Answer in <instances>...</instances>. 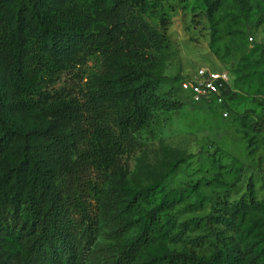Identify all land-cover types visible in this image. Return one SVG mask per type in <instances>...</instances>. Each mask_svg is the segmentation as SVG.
Here are the masks:
<instances>
[{
  "label": "rangeland",
  "instance_id": "obj_1",
  "mask_svg": "<svg viewBox=\"0 0 264 264\" xmlns=\"http://www.w3.org/2000/svg\"><path fill=\"white\" fill-rule=\"evenodd\" d=\"M60 6L59 18L91 43L79 60L26 61L22 83L31 100L42 96L44 102L18 112L25 126L55 120L70 135L72 163L82 146L79 138L91 129L86 115L75 126L55 119L52 102L84 105L103 89L118 90L116 79L126 71L156 82V94L169 102L168 108L149 112L132 144L109 148L114 162L108 170L94 165L86 173L82 202L97 214L104 210L106 224L79 264H108L142 223L150 227L151 241L133 264L159 260L167 252L207 257L215 235L218 244L246 257L247 248L264 237V0H145L119 14L117 30L109 35L104 14L109 0H63ZM5 32L0 29L2 36ZM27 39L24 34L23 43ZM201 68L227 75V117L221 107L187 100L178 88L180 79ZM100 106L104 126L118 139L117 122L129 113L130 102ZM18 152L14 146L0 165L12 164ZM135 192L142 195L132 199ZM4 212L11 224L10 205ZM11 241H0V264H21L28 254L30 239Z\"/></svg>",
  "mask_w": 264,
  "mask_h": 264
},
{
  "label": "trees",
  "instance_id": "obj_2",
  "mask_svg": "<svg viewBox=\"0 0 264 264\" xmlns=\"http://www.w3.org/2000/svg\"><path fill=\"white\" fill-rule=\"evenodd\" d=\"M62 2L0 0L3 25L0 29L2 32L8 30V34H0V53L5 50V57L0 56L3 67V70L0 68V158L14 146L19 149L12 164L3 162L0 165V241L10 244L11 239H30L28 254L21 264H79L84 251L93 245L106 224L104 210L93 213L89 208L91 205L82 202V195L87 193L86 173L96 167L94 165L99 170H108L114 162L109 148L132 144L133 134L145 126L149 112L169 107L168 100L156 94V82L142 81L131 71L117 77L118 90L103 89L84 105L57 99L49 104L55 119L75 126L86 115L91 129L85 134V141L79 138L82 146L72 163L68 162L72 148L70 135L55 120L44 125L25 126L17 116L18 112L30 106L39 107L44 102L42 96L31 100L29 88L22 83L26 61L35 56L61 62L79 60V54L91 43L89 36L75 31L70 23L59 18ZM144 2L109 0L111 7L104 14L111 28L105 35L117 30L118 23L114 22L119 14H126ZM136 26L143 34L152 36L145 26ZM24 34H28L29 39L23 43ZM185 98L188 100L186 95ZM115 100H128L131 106L129 113L117 122L118 139L104 126L105 114L100 106L115 103ZM37 139H42L45 144H36ZM248 192L251 199L254 194L251 185ZM141 195L142 192H135L132 199ZM6 204L12 211L11 224L6 223ZM214 238L216 243L207 257L167 252L159 260L150 259L140 264H264V237L247 248L246 257L218 244V236ZM150 241V227L139 224L137 236L108 264H133L137 253Z\"/></svg>",
  "mask_w": 264,
  "mask_h": 264
},
{
  "label": "built area",
  "instance_id": "obj_3",
  "mask_svg": "<svg viewBox=\"0 0 264 264\" xmlns=\"http://www.w3.org/2000/svg\"><path fill=\"white\" fill-rule=\"evenodd\" d=\"M227 75L201 68L194 77H184L180 80L181 91L188 100L196 104L221 107L223 116L230 115L225 100L224 90L227 84Z\"/></svg>",
  "mask_w": 264,
  "mask_h": 264
}]
</instances>
